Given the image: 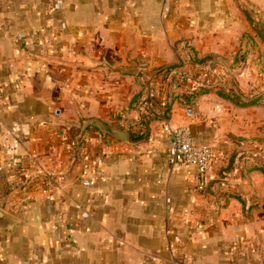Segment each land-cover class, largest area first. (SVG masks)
Instances as JSON below:
<instances>
[{
	"label": "crops",
	"instance_id": "1",
	"mask_svg": "<svg viewBox=\"0 0 264 264\" xmlns=\"http://www.w3.org/2000/svg\"><path fill=\"white\" fill-rule=\"evenodd\" d=\"M243 11L264 24V0H0V209L16 220L0 229V264H171L177 254L187 264H264L262 99L240 108L214 90L188 117L186 98L213 87L193 83L142 142L90 127L74 154L54 145L90 119L142 130L147 90L125 70L143 54L150 73L196 69L245 35L255 41L245 66H261L264 44ZM166 125H188L212 148L207 192L196 190L195 167L171 164ZM107 153L116 159L90 187L84 157Z\"/></svg>",
	"mask_w": 264,
	"mask_h": 264
},
{
	"label": "built area",
	"instance_id": "2",
	"mask_svg": "<svg viewBox=\"0 0 264 264\" xmlns=\"http://www.w3.org/2000/svg\"><path fill=\"white\" fill-rule=\"evenodd\" d=\"M22 44H28L30 39L22 35L18 38ZM34 47H39L40 42L33 40ZM149 59L147 55H141L139 62V72L141 79L147 90V102L144 105V119H161L166 120L167 106L171 104L172 94L179 89L190 90L193 87L194 79L185 70L171 69L162 67L150 73ZM216 73V70H213ZM204 85V84H203ZM2 89L0 87V95ZM187 116L192 117V109L187 110ZM165 132L172 137L170 145L165 151L171 164L178 166H192L198 170V183L196 190L200 193H205L210 188L214 174V154L213 150L208 145H202L195 142L190 126L183 125L172 127L166 125ZM77 137L62 136L55 140L56 147H66L68 151L74 154V151L79 147ZM116 159L115 153H107L101 156L87 154L84 157L85 182L90 187L97 185L98 170L105 165L114 162ZM28 158L20 161L23 165ZM42 193L46 196V200L53 201V194L47 186L42 187ZM170 203V201H169ZM211 226L208 228L211 231ZM39 259V258H38ZM171 264H187L183 257L179 254L175 255Z\"/></svg>",
	"mask_w": 264,
	"mask_h": 264
},
{
	"label": "rangeland",
	"instance_id": "3",
	"mask_svg": "<svg viewBox=\"0 0 264 264\" xmlns=\"http://www.w3.org/2000/svg\"><path fill=\"white\" fill-rule=\"evenodd\" d=\"M251 16L255 18L254 14ZM260 24L264 26L263 23ZM253 41L245 35L239 46L235 42L228 41L226 44L225 41H221L223 47L221 56L206 55L210 57L202 58L203 64L196 69L195 64L189 63L191 66L183 70L192 76L196 84L217 87L223 91L235 90L245 98L260 97L264 107V58L260 63L261 66H245L253 58L247 57L244 50L254 49L255 41L254 43ZM237 46L240 48L238 52L234 50L238 48ZM189 48L190 51L195 49L193 45H189ZM213 70H216V73H213ZM258 146L264 155V137Z\"/></svg>",
	"mask_w": 264,
	"mask_h": 264
},
{
	"label": "trees",
	"instance_id": "4",
	"mask_svg": "<svg viewBox=\"0 0 264 264\" xmlns=\"http://www.w3.org/2000/svg\"><path fill=\"white\" fill-rule=\"evenodd\" d=\"M243 13L245 14V16L247 17V19L249 20V23L252 27V29L254 30V32L259 36V38L261 39L262 43L264 44V26L257 24L253 18L245 11H243ZM168 70L171 69H178L175 66H171V67H166ZM216 90L218 95L222 98H224L225 100L231 102L233 105L240 107V108H246V107H250V106H255L257 104L260 103L261 98L260 97H254V98H245L243 97L239 92L235 91V90H229V91H223L221 89H218L217 87H205V86H200L198 88V91L195 93L190 94V96H188L186 98V106L189 107L188 109H191L192 106L195 104L196 99L203 94H207L210 93L211 91ZM147 97L144 99L143 101V105L146 104L147 102ZM171 110V104H169L167 106V110L166 112L169 113ZM153 119H145L141 122V126H142V130L140 132H133L132 130L131 132V141L132 142H142L145 139L148 138V130L149 129V125L151 123ZM144 128L147 130L144 131ZM85 142H86V138L85 136L79 141V147H84L85 146Z\"/></svg>",
	"mask_w": 264,
	"mask_h": 264
},
{
	"label": "water",
	"instance_id": "5",
	"mask_svg": "<svg viewBox=\"0 0 264 264\" xmlns=\"http://www.w3.org/2000/svg\"><path fill=\"white\" fill-rule=\"evenodd\" d=\"M125 71L131 75H137L139 69L137 67H133L131 69H126ZM90 127L98 129L104 137H111L123 144H129L131 141L130 132L128 130L110 126L97 119L85 121L77 139L81 140L86 130ZM15 222L16 220L13 216L0 209V229L10 228L15 224Z\"/></svg>",
	"mask_w": 264,
	"mask_h": 264
}]
</instances>
